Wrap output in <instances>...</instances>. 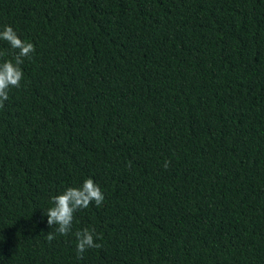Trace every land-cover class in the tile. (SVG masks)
Instances as JSON below:
<instances>
[{
    "label": "trees",
    "instance_id": "1",
    "mask_svg": "<svg viewBox=\"0 0 264 264\" xmlns=\"http://www.w3.org/2000/svg\"><path fill=\"white\" fill-rule=\"evenodd\" d=\"M3 25L35 52L0 108V264H264V0H0ZM88 177L78 259L43 209Z\"/></svg>",
    "mask_w": 264,
    "mask_h": 264
},
{
    "label": "clouds",
    "instance_id": "2",
    "mask_svg": "<svg viewBox=\"0 0 264 264\" xmlns=\"http://www.w3.org/2000/svg\"><path fill=\"white\" fill-rule=\"evenodd\" d=\"M0 40L6 41L13 50L11 54L0 51V108L4 107L9 99L11 88L21 87L23 79L22 65L26 58L30 59L35 52V45L22 39L11 25L0 28ZM10 58H5L9 57ZM171 161L166 160L163 167H170ZM105 200V195L92 177H88L79 186H67L58 194L52 195L51 206L43 209V216L47 217V225L53 231L46 235L51 243L57 236L74 235L76 240V254L78 259H83L84 253L92 248H101L97 241L102 236L95 227H84L73 233L75 213L89 207L93 202L100 207Z\"/></svg>",
    "mask_w": 264,
    "mask_h": 264
}]
</instances>
